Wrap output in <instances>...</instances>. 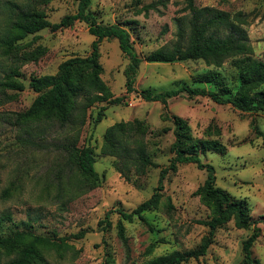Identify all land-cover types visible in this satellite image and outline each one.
<instances>
[{"label":"rangeland","instance_id":"rangeland-1","mask_svg":"<svg viewBox=\"0 0 264 264\" xmlns=\"http://www.w3.org/2000/svg\"><path fill=\"white\" fill-rule=\"evenodd\" d=\"M194 4L224 12L232 21L240 15L251 48L246 56L264 62V0H194ZM26 7L58 23L76 12L77 1L0 0V36L11 14ZM89 9L99 23L125 28L140 55L175 42V20L188 14L185 0H91ZM93 40L87 26L77 21L69 28L57 32L45 29L18 41L14 51L19 55L38 49L42 52L31 62L14 63L11 53L0 48V237L24 233V245L33 242V237L43 239L34 244L41 257L39 264H144L174 251L196 249L208 231L199 222L209 219L210 210L195 194L206 173L192 164L178 166L165 178L161 203L144 213L152 230L138 219L123 221L115 212L117 208L134 210L157 187L160 170L172 157L174 126L165 117L168 115L181 118L193 140L216 141L224 147L222 154H202V161L214 167L218 188L246 201L251 219L261 229L251 249L252 257L257 264H264V114L244 113L205 97L186 95L169 99L165 109L139 95L143 89L160 93L183 86L224 90V96L233 95L240 86L244 56L230 58L220 68L206 66L201 60L143 62L135 91L128 93L123 74L128 58L111 38L99 46L100 78L114 98L123 101L107 106L100 123L93 121L104 103L88 109L84 124L73 133L56 122L16 121V115L25 112L37 96L29 88L30 81L55 75L69 58L89 55ZM13 66L18 72L13 80L23 86L20 91L5 85ZM210 71L222 75V86L202 81ZM136 122L144 129L145 151L156 167L143 175L132 171L130 179L125 180L115 169L119 160L102 154L103 136L114 124L123 123L131 131ZM74 135L76 147L93 151L94 168L100 178L96 188L88 189L68 162L64 147ZM168 199L170 208L166 206ZM108 212L109 226L104 230L99 222ZM250 234L231 221L216 232L203 257L185 264H240L242 242ZM16 256V252L9 256L1 253L0 264Z\"/></svg>","mask_w":264,"mask_h":264},{"label":"trees","instance_id":"trees-1","mask_svg":"<svg viewBox=\"0 0 264 264\" xmlns=\"http://www.w3.org/2000/svg\"><path fill=\"white\" fill-rule=\"evenodd\" d=\"M77 9L73 15L63 17L58 23H51L43 12L26 7L11 14L5 27L4 34L0 36V48L5 49L13 58L14 63L22 64L36 60L42 52L37 51L19 55L14 51L18 41L29 35H34L48 29L57 32L69 28L75 22H82L87 26L88 33L94 38L91 51L85 57H72L62 62L53 76L33 78L29 88L37 94L30 107L23 113L16 115V121L21 123L42 120L56 122L60 127L76 131L84 124L86 112L96 104L101 106L94 124L101 122L104 111L109 105H120L122 98L115 97L110 89L101 80L102 72L99 63V46L104 40L115 39L119 49L128 58L124 69L125 88L128 93L134 92V83L140 68L145 63H173L176 61L201 60L206 66L220 68L222 64L234 57L242 58L243 67L240 76V86L233 95L224 96V90L212 91L198 86H183L165 92L153 93L149 89L140 91V97L146 102H158L166 109L168 100L186 95L189 98L205 97L218 105H230L244 113L264 114V62L251 58L249 42L244 29L241 28L243 19L240 15L230 16L212 8H197L194 0L186 1L188 14L177 18L176 40L149 54H137L132 46L128 31L118 24L103 25L97 21L90 11L91 0H76ZM17 68H9L6 75V87L20 91L23 86L13 77L18 73ZM205 83H215L218 87L223 85V77L219 72L210 71L201 77ZM3 85V83L1 84ZM223 93V94H221ZM174 126V141L170 151L172 157L168 165L160 170L158 185L151 197L134 210L126 212L121 208L115 209L121 220L131 222L138 219L152 230L144 213L155 210L163 197V182L169 173H174L180 165H194L198 170L206 173V178L196 191L200 201L210 210V217L199 222L207 227V234L200 245L193 250L184 252L174 251L168 255L159 256L144 264H185L190 260L203 257L214 241L216 232L233 222L237 229L251 231V234L242 242L243 258L240 264H257L252 257V247L260 237L261 229L251 219L248 205L245 200L236 199L226 191L216 186L215 170L211 164L202 161L201 155L206 152H224V147L216 141H196L190 135L189 127L177 116H166ZM123 123L109 127L103 136L102 154L112 156L119 161L115 169L121 177L129 180V174L134 171L136 175H143L149 168H155L143 144L144 129L136 122L131 131L126 130ZM77 135V132H76ZM76 135L64 149L68 152V162L71 163L77 174L83 179L88 189L99 186L100 178L95 171V159L90 147H76ZM167 207L170 200H167ZM108 212L99 226L106 229L109 226ZM122 234V227L119 225ZM24 233L13 237H0V254L9 256L16 252L17 258L7 264H39L41 257L34 244L44 242L43 239L33 237V242L24 245Z\"/></svg>","mask_w":264,"mask_h":264}]
</instances>
